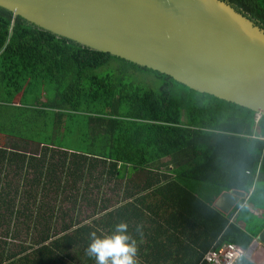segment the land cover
Returning a JSON list of instances; mask_svg holds the SVG:
<instances>
[{"label": "trees", "instance_id": "1", "mask_svg": "<svg viewBox=\"0 0 264 264\" xmlns=\"http://www.w3.org/2000/svg\"><path fill=\"white\" fill-rule=\"evenodd\" d=\"M222 1L264 30V0ZM0 134L12 137L0 146V264H96L91 233L122 221L136 264H210L214 245L250 240L214 200L253 190L249 203L264 208V116L3 7ZM105 184L120 195L114 205L100 196ZM79 202L91 215L81 219Z\"/></svg>", "mask_w": 264, "mask_h": 264}, {"label": "water", "instance_id": "2", "mask_svg": "<svg viewBox=\"0 0 264 264\" xmlns=\"http://www.w3.org/2000/svg\"><path fill=\"white\" fill-rule=\"evenodd\" d=\"M0 7L264 116V30L225 1L0 0ZM244 196L223 192L214 206L226 214Z\"/></svg>", "mask_w": 264, "mask_h": 264}, {"label": "clouds", "instance_id": "3", "mask_svg": "<svg viewBox=\"0 0 264 264\" xmlns=\"http://www.w3.org/2000/svg\"><path fill=\"white\" fill-rule=\"evenodd\" d=\"M128 227L122 221L115 225L111 234L97 236L95 232L91 233L86 249L88 256L96 264H136V241L129 235Z\"/></svg>", "mask_w": 264, "mask_h": 264}, {"label": "crops", "instance_id": "4", "mask_svg": "<svg viewBox=\"0 0 264 264\" xmlns=\"http://www.w3.org/2000/svg\"><path fill=\"white\" fill-rule=\"evenodd\" d=\"M252 192L253 190L249 192H245L244 198H240V200L237 203L238 207L235 208L237 204L233 205L227 214L230 213V215H228L229 219L233 218L231 221L229 220V224L231 223L237 224L239 228L247 231L248 232L247 234H249L250 236L249 244L245 248V255H243L241 258L246 257L253 264H264V240L259 238L262 232H264V208L255 207L252 205V203L251 204L249 203L248 199L252 194ZM217 198L214 200V202L217 200ZM214 202H213V206H214ZM244 207H247V210L244 213H242V209ZM219 211L223 213L221 210ZM235 212L236 215L234 216ZM251 220H254L253 223ZM257 221L258 223L255 226H253L254 223ZM249 222H251L252 224H249ZM223 244L219 246L214 245L211 249H218ZM238 261L236 262V264L238 263Z\"/></svg>", "mask_w": 264, "mask_h": 264}, {"label": "rangeland", "instance_id": "5", "mask_svg": "<svg viewBox=\"0 0 264 264\" xmlns=\"http://www.w3.org/2000/svg\"><path fill=\"white\" fill-rule=\"evenodd\" d=\"M99 71H101V70H99ZM140 80H141L142 82L146 83V84H147V83H150L151 86H152L153 88H158V86H159V82H158L157 80H155V78H151V77H149V75H141ZM26 87H27V84H26ZM26 87H25V88H26ZM25 88H24V90H25ZM22 98H23V93L21 92L19 95L16 96V99H15L16 104H18V102H19ZM44 99H45V96L43 95L39 101L42 103V102L44 101ZM11 139H12V137H9V136L1 135V134H0V146H7V147H9V144H10L11 141H12ZM17 141H18V140H17ZM39 148H40V146H38V145H35V146H34V144H32L31 146H26V150H28V151H30V150H32V149H39ZM28 177L30 178V176H28ZM118 185H119V184H118ZM196 186H199V184L196 185ZM199 187L202 188V186H199ZM91 193H92V197H95V196L97 195V193H98L97 188H94V189L91 191ZM100 193H101L100 196H102L103 198H107V200H109V202L107 203L108 206H109V205H114L115 202H116L117 200H119L118 198L120 197V195L118 196V193H117V191L115 190V187H114L112 184H105V185H103V186H102V190H101ZM92 197H91V198H92ZM237 207H238V204L235 206V208H237ZM58 208H60V209H61V208H62V209H63V208H66V209L70 210V209H72V205H71L70 203H67V202L62 203V204H59V203H58ZM77 210H80L81 219L85 218V216H89V215H91V212H92V209H90V208L88 207V205L85 204L84 202H79V203H78V205H77ZM246 210H247V207H244V208L242 209V213H244ZM64 211H65V210H64ZM64 211H63V212H64ZM69 214H70V213H69ZM228 215H230V213H229ZM255 217H256V216H255ZM251 221H252V223H253L254 220H251ZM252 223L249 222V224H252ZM257 223H258V221L255 222L253 226H255ZM0 235H3L2 237H5L3 231H0ZM23 237H24V233H21V238H23ZM13 242H14V241H13ZM26 245H27V243H26Z\"/></svg>", "mask_w": 264, "mask_h": 264}, {"label": "built area", "instance_id": "6", "mask_svg": "<svg viewBox=\"0 0 264 264\" xmlns=\"http://www.w3.org/2000/svg\"><path fill=\"white\" fill-rule=\"evenodd\" d=\"M257 118L259 117L257 116ZM243 255H245V250L241 246L234 243H224L218 249L208 250L203 256V261L210 264H236Z\"/></svg>", "mask_w": 264, "mask_h": 264}]
</instances>
